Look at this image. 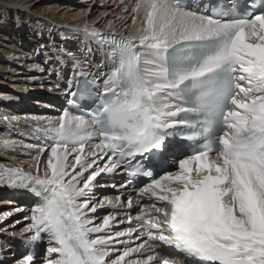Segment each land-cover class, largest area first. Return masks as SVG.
Instances as JSON below:
<instances>
[{
  "label": "snow or ice",
  "instance_id": "1",
  "mask_svg": "<svg viewBox=\"0 0 264 264\" xmlns=\"http://www.w3.org/2000/svg\"><path fill=\"white\" fill-rule=\"evenodd\" d=\"M260 4L257 11L223 0L189 10L185 0H134L129 35L84 27L108 50L110 64L102 84L94 80L71 93L68 103L87 110L42 121L39 130L53 143L50 151L37 150L34 171L0 169V184L36 201L19 234L29 249L20 264H37L32 250L45 243L42 264H125L134 253H147L134 264H264ZM180 147L194 150L178 159L176 171L157 178L155 165L145 167L149 157L166 162ZM119 169L128 178L121 189L149 178L138 195L150 194L159 206L141 205L139 230L101 234L116 218L96 224L89 214L104 203L117 208L121 195L98 205L89 193L97 177ZM133 203L130 193L129 210ZM133 233L142 242L111 258Z\"/></svg>",
  "mask_w": 264,
  "mask_h": 264
},
{
  "label": "bare ground",
  "instance_id": "2",
  "mask_svg": "<svg viewBox=\"0 0 264 264\" xmlns=\"http://www.w3.org/2000/svg\"><path fill=\"white\" fill-rule=\"evenodd\" d=\"M133 3L134 0H0V25L6 28L0 30V103H7L2 100L7 97H19V102L8 103L10 111L0 114V169L34 171L29 165H34L32 158L38 155L39 141L45 136L39 130L45 127L42 121L59 117L51 113L53 106L48 105L49 110L41 107L43 101L52 100L47 92L59 87L49 75L51 67L40 62L41 52L53 46L57 47L53 54L64 55L58 48L63 43L66 54L84 62L88 71L104 70L103 65L108 67L109 63L106 53L95 40L85 36L83 29L87 25L101 34L129 35L134 28L130 11ZM0 110L9 109L0 105ZM42 159L46 161L47 157L42 155ZM16 190L19 189L0 185V264H20L23 259L21 250L13 249L17 242L23 244L19 234L28 223L24 217L32 206L23 203V194L16 197ZM112 194L109 189L101 196ZM89 199L100 203L95 191L89 193ZM110 207L104 203L97 207V214L89 216L100 224L105 215H114Z\"/></svg>",
  "mask_w": 264,
  "mask_h": 264
},
{
  "label": "rangeland",
  "instance_id": "3",
  "mask_svg": "<svg viewBox=\"0 0 264 264\" xmlns=\"http://www.w3.org/2000/svg\"><path fill=\"white\" fill-rule=\"evenodd\" d=\"M0 30H1V31L6 30L5 25L1 24V25H0ZM34 97H35V96H34ZM29 100H30V99H29Z\"/></svg>",
  "mask_w": 264,
  "mask_h": 264
},
{
  "label": "built area",
  "instance_id": "4",
  "mask_svg": "<svg viewBox=\"0 0 264 264\" xmlns=\"http://www.w3.org/2000/svg\"><path fill=\"white\" fill-rule=\"evenodd\" d=\"M54 59V57H52V60ZM51 63H53V62H51Z\"/></svg>",
  "mask_w": 264,
  "mask_h": 264
}]
</instances>
